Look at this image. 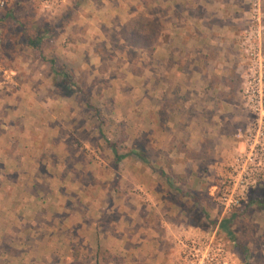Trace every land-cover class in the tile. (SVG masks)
<instances>
[{
  "label": "rangeland",
  "instance_id": "rangeland-1",
  "mask_svg": "<svg viewBox=\"0 0 264 264\" xmlns=\"http://www.w3.org/2000/svg\"><path fill=\"white\" fill-rule=\"evenodd\" d=\"M243 1L249 9L246 28L252 4ZM106 6L104 0H66L52 14L32 0H18L0 8V101L16 103L21 95L32 99L35 92L29 89L40 85L39 99H53L58 105L67 102V112L57 113L63 115L61 122L38 125L43 133L33 140V147L41 150L61 144L69 152L79 151L77 161L87 166L85 172L72 175L74 180L80 178V189L76 188L80 193H71L70 205L78 220L68 224L83 228L82 235L72 252L45 259L44 264H59L58 260L60 264H97L99 250L100 261L108 251L117 260L114 264H182L187 241L206 238L224 245L232 264H264V212L258 208L264 199V174L240 209L225 211L215 201L212 186L218 181L219 163L236 143L212 160L206 147L199 152L193 148L188 133L182 140L175 137L173 124L167 134L161 131L157 55L124 43L119 32L127 12L113 16ZM136 8L144 11L141 4ZM151 13L156 18V8ZM262 46L264 50V36ZM245 62L243 57V73ZM62 74H69L75 87L64 89ZM1 105L2 116L7 112ZM246 113L248 123L239 129L251 122ZM3 121L0 117V147L8 126ZM12 126V131L22 130ZM52 127L61 135L53 141L46 134ZM13 141L20 142L19 138ZM140 151L147 154L148 162ZM194 162L197 172L190 168ZM179 163L187 164V169L180 171ZM150 229L155 236L147 235ZM151 240L161 247L160 254H152L155 261L142 251ZM125 245L135 249H124ZM237 245L246 252L236 249Z\"/></svg>",
  "mask_w": 264,
  "mask_h": 264
},
{
  "label": "crops",
  "instance_id": "crops-1",
  "mask_svg": "<svg viewBox=\"0 0 264 264\" xmlns=\"http://www.w3.org/2000/svg\"><path fill=\"white\" fill-rule=\"evenodd\" d=\"M110 1L111 6L104 0L106 7H111L107 13L118 16L126 10L129 19L140 12L138 4L144 11L156 8L161 131L167 134L173 124L175 137L182 140L188 133L187 139L197 152L204 146L207 155L218 160L235 142L236 131L248 123L241 92L243 57L239 47L249 14L244 1L115 0L117 6ZM144 11L140 13L144 15ZM24 91L21 89L20 94ZM29 91L35 92L32 99L21 95L16 103L0 101L7 112L0 117L8 125L6 141L0 147V264H44L45 259L72 252L83 230L68 225L78 220L70 205L74 197L71 193H80L76 191L80 178L74 180L72 175L87 168L77 161L81 153L69 152L61 144L41 150L33 147V140L43 133L38 125L61 122L63 115L57 113L62 109L67 112V102L58 105L53 99H39L40 85ZM12 125L22 130L12 131ZM50 129L44 131L50 140L61 137L57 128ZM9 135L20 142L15 144ZM192 164L191 170L199 171L197 164ZM184 165L178 164L182 172L188 166ZM147 235L155 236L156 231L150 229ZM147 243L142 250L148 252L147 257L160 254L159 244L157 247L152 240ZM124 249L130 248L125 245ZM150 259L149 263L156 258Z\"/></svg>",
  "mask_w": 264,
  "mask_h": 264
},
{
  "label": "built area",
  "instance_id": "built-area-1",
  "mask_svg": "<svg viewBox=\"0 0 264 264\" xmlns=\"http://www.w3.org/2000/svg\"><path fill=\"white\" fill-rule=\"evenodd\" d=\"M18 0H0L5 9ZM43 12L55 13L66 0H32ZM248 26L240 39V48L246 59L241 81L244 109L251 117L250 124L238 129L235 145L228 158L219 163L218 181L212 186V196L225 209H239L264 174V50L262 38V0H251ZM184 245L182 264H232L226 247L213 238L190 240Z\"/></svg>",
  "mask_w": 264,
  "mask_h": 264
},
{
  "label": "trees",
  "instance_id": "trees-1",
  "mask_svg": "<svg viewBox=\"0 0 264 264\" xmlns=\"http://www.w3.org/2000/svg\"><path fill=\"white\" fill-rule=\"evenodd\" d=\"M150 11L148 9L146 10V13L141 15H136L133 18H130L126 21L125 25L122 26L120 30V36L124 43H127L128 45L132 47H141L143 49L148 48V53L154 54L155 48L158 46V35H159V28L157 25V19L154 17V15L149 14ZM149 14V15H148ZM58 73V72H56ZM63 75V88L64 89H71L73 86L75 87L72 82H70L71 77L69 74H62ZM82 93L83 89H76ZM88 96L91 95L88 93ZM90 99V98H88ZM89 107H92V104H90L89 101H86ZM95 113L98 117H100V113L95 110ZM142 151H140L141 153ZM141 158L145 162L147 161V154L145 152L141 153ZM120 159L123 157H119ZM119 161V159H118ZM197 201V199H194ZM198 202V201H197ZM258 208L260 211L264 212V199L258 202ZM240 209V208H239ZM236 210V209H234ZM233 210V211H234ZM236 249L243 250V252H246V250L242 249L241 246L237 245ZM97 264H114L116 263L115 257L108 251H105L103 253L102 261H100V250L97 253Z\"/></svg>",
  "mask_w": 264,
  "mask_h": 264
}]
</instances>
